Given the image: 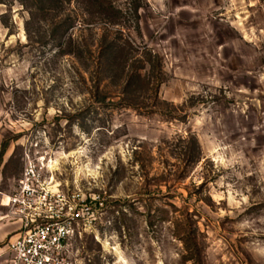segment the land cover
<instances>
[{"label":"rangeland","instance_id":"obj_1","mask_svg":"<svg viewBox=\"0 0 264 264\" xmlns=\"http://www.w3.org/2000/svg\"><path fill=\"white\" fill-rule=\"evenodd\" d=\"M30 170L71 264H264V0H0V224Z\"/></svg>","mask_w":264,"mask_h":264},{"label":"built area","instance_id":"obj_2","mask_svg":"<svg viewBox=\"0 0 264 264\" xmlns=\"http://www.w3.org/2000/svg\"><path fill=\"white\" fill-rule=\"evenodd\" d=\"M32 170L25 171L14 193L5 195L3 219L16 225L5 246L7 264H71L70 240L81 211L78 203L43 187Z\"/></svg>","mask_w":264,"mask_h":264},{"label":"crops","instance_id":"obj_3","mask_svg":"<svg viewBox=\"0 0 264 264\" xmlns=\"http://www.w3.org/2000/svg\"><path fill=\"white\" fill-rule=\"evenodd\" d=\"M9 223L0 224V243L8 236L9 231L6 230ZM5 257V258H4ZM8 258L6 246L0 248V264H7L6 260Z\"/></svg>","mask_w":264,"mask_h":264},{"label":"trees","instance_id":"obj_4","mask_svg":"<svg viewBox=\"0 0 264 264\" xmlns=\"http://www.w3.org/2000/svg\"><path fill=\"white\" fill-rule=\"evenodd\" d=\"M183 243H184V241H183Z\"/></svg>","mask_w":264,"mask_h":264}]
</instances>
